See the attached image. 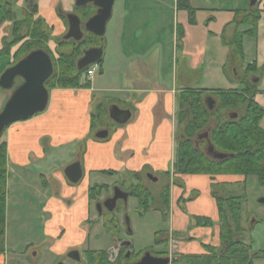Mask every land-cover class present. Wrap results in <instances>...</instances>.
<instances>
[{"label": "crops", "instance_id": "1", "mask_svg": "<svg viewBox=\"0 0 264 264\" xmlns=\"http://www.w3.org/2000/svg\"><path fill=\"white\" fill-rule=\"evenodd\" d=\"M241 1L244 4L245 0ZM51 2L37 0L35 18L65 41L68 26L54 10L58 0L54 6ZM173 5L176 7V0ZM254 6L260 19L256 36L244 39V64H253L259 70L264 68V0H256ZM138 8L129 0H114L109 19L113 23L110 31L113 51L100 49L99 75L96 72L87 80L81 79L80 86L87 85L76 89H51L43 112L13 123L0 136V145L6 149V207L10 192L19 190L25 196L24 189L33 191L35 199H40L41 229L44 240L47 239L43 249L54 260L64 258L69 248L88 240L89 233L81 226L89 223L88 190L92 183L110 186L99 181L128 176L149 182L148 175L156 178L155 183L162 180L165 186L169 182V210L163 222L168 232H162L168 237V247L174 244L176 257L201 256L206 254L204 246L220 247L213 187H243L246 183L237 176L172 174L178 136L177 96L187 89L232 91L240 87L238 77L242 67L225 72L228 49L221 43V34L233 21L235 12L243 8L238 9L237 5L235 9H214L201 17L197 11L194 24H190L185 11L177 10L176 35L164 39L145 36L147 26L132 14ZM72 9L75 11V0H71L67 12ZM138 30L144 32L136 36ZM14 52H10L12 56ZM50 56L57 58V54ZM255 79L253 101L264 110V73ZM12 93L0 94L1 108ZM96 100H99L96 111L101 116L106 102L108 110L116 106L129 111V121L122 126L113 123L116 125L113 129L103 124L96 127L97 120L91 111ZM261 126L264 129V117ZM100 131H107L105 139L96 138ZM203 135L197 138L198 142L206 140ZM75 162L82 170L81 184L77 187L65 175L67 165ZM175 179L181 181V187L172 183ZM39 185L40 188L35 187ZM192 217L207 219L212 226H193ZM175 235L180 238L175 239ZM41 250L34 252L33 258H40ZM9 254L4 241L0 264L19 259Z\"/></svg>", "mask_w": 264, "mask_h": 264}, {"label": "trees", "instance_id": "2", "mask_svg": "<svg viewBox=\"0 0 264 264\" xmlns=\"http://www.w3.org/2000/svg\"><path fill=\"white\" fill-rule=\"evenodd\" d=\"M176 9L188 14L190 24L195 23L197 10L189 0H176ZM96 9L92 5L75 8L76 14L82 23L95 15ZM2 13V14H1ZM36 3L27 1L23 8V18L15 19L7 0H0V24L7 21L11 40L0 49V56L10 55L12 48L15 65L30 52L48 41L46 28L40 19H36ZM260 14L254 7L235 12L233 21L225 26L221 34V43L228 49L225 72L242 67L238 77L239 88L232 91H182L176 98V124L178 136L175 139L173 151V176L205 175L237 176L247 180L255 178L257 185L264 187V129L261 121L264 110L254 101L256 93L252 80L259 70L253 64H244V39L256 36ZM210 20H208L209 22ZM102 39V38H99ZM98 37L88 35L80 42L60 40L57 44V58L50 56L53 73L45 82L47 91L51 89H76L80 86L83 73L87 68L78 70L77 61L83 56V50L97 47ZM98 48V47H97ZM69 51L67 52V50ZM237 71V70H236ZM233 75V74H232ZM211 98L214 107L209 110L205 100ZM236 115V118H232ZM110 122L107 112L93 115V119ZM206 134V140L197 142V138ZM211 147L216 154L226 156L223 160H215L208 156L207 149ZM137 185L130 186L129 197L136 200L141 212H158L165 222L169 210L170 183L163 186L154 196L147 186L137 180ZM174 185L182 186L181 181L173 180ZM216 186V185H215ZM218 187V185L216 186ZM211 192L216 200L219 220L220 247L212 249L204 246L205 255L177 257L174 264H252L254 259L264 258V250L252 251V246L241 240L242 227L241 197H221L214 189ZM108 186H93L88 190L89 203L98 201L100 195ZM5 213H6V149L0 145V253L4 252L5 240ZM108 225L117 226L115 217ZM191 225L211 227L212 222L198 217L191 218ZM109 229L106 227V231ZM163 232H158L160 236ZM168 245V237L164 236ZM161 241L157 239L155 245ZM90 264H124L122 256L110 262L106 251L87 252Z\"/></svg>", "mask_w": 264, "mask_h": 264}, {"label": "rangeland", "instance_id": "3", "mask_svg": "<svg viewBox=\"0 0 264 264\" xmlns=\"http://www.w3.org/2000/svg\"><path fill=\"white\" fill-rule=\"evenodd\" d=\"M10 4V9L14 13L15 19L21 20L23 17V8L26 6L27 1H32L34 3L37 0H7ZM50 0H46V3H49ZM57 0H52V6L56 3ZM130 3H135L139 6V10H134L132 14L135 17L140 18V21H143L144 25L147 27L146 32L143 30H138L136 36H139L142 32L145 33V36L151 37L154 35L160 36V39L171 38L175 34L176 22L179 19V13H177L176 7H174V0H129ZM241 0H190V4L194 7L201 16H207V11H212L214 9H235L238 5V9L245 10L250 4L251 0H245L244 4H241ZM71 4V0H58L57 6L54 10L58 17L62 18L66 23V16L68 14L74 13V10H71V13L67 12V7ZM254 9H257V6H253ZM127 11V10H126ZM203 12V13H201ZM2 14V13H1ZM111 19V18H110ZM8 22L4 21L0 24V49L4 47L5 43L11 40L10 29ZM175 24V26H174ZM107 30L103 37H98L97 40V49H102L105 52L110 48L111 51L113 43L111 41V28L112 21L109 20L106 24ZM46 28V27H45ZM48 34V41L46 44L38 47V50L44 51L50 55H56L57 49L55 50V45L60 40L59 36L53 34L51 29L46 28ZM102 38V39H99ZM134 46V44H133ZM16 49L12 48V52ZM69 49L67 50V52ZM86 50H83L85 52ZM56 52V53H55ZM83 57V56H82ZM13 57L12 54L0 56V76L3 72L13 66ZM97 75L98 69L96 70ZM95 72V73H96ZM264 68L259 69L258 74H263ZM82 79V77H81ZM180 78H178V83H180ZM19 85V79L15 80L14 86L12 89L3 91L0 90V94H9L14 90V87ZM9 100V99H8ZM7 100V101H8ZM99 100H96L91 106V111L94 114H98L96 111V106ZM7 103V102H6ZM6 103L1 108L0 113L4 109ZM104 112H108V103L104 104ZM108 114V113H107ZM96 127H101V124L104 126H109L113 129L116 127L115 124L110 123L104 116L102 120L96 119ZM1 138V137H0ZM198 142V141H197ZM71 165V164H70ZM69 165V166H70ZM68 167V165H67ZM106 178L99 181L100 183L119 187L122 190L126 191L130 186L137 185V181L134 177L128 176V178ZM156 179V178H154ZM115 182V184H114ZM146 182V184H145ZM81 184L79 182L73 187H77ZM142 184L147 186L154 196L159 193V190L164 186L162 180L158 182H148L145 179H142ZM95 186L94 183L90 187ZM40 188L41 186H35ZM230 187V188H228ZM19 190L10 192L11 197L6 207V223H5V242L6 247L9 248V256L12 254L19 257L17 261L7 262L6 264H44L43 261H46L45 264H53L54 261L58 263L62 260L67 264L66 258H56L51 257L43 248L46 245V240H44L42 234V217L40 212V199H35V196L32 194V190L24 189L25 196H22L23 192H18ZM216 193L221 197H241V217H242V227L245 232L242 233L241 240L252 246V251L264 250V205L259 204V200H264V187L258 186L255 178H248L243 187L226 186L222 188L215 189ZM106 194H110V190L105 191ZM104 194V192L102 193ZM103 196L101 195L100 198ZM93 204L90 205V216L89 222H92L93 227L87 223H83L81 226L82 230H85L88 234V240L84 244L77 246V251L80 252L81 261H85L83 252L85 250H103L106 251L112 246H114V240H121L123 242L130 243V249L133 254L127 261L136 262L143 254L147 252L155 253L161 252L162 247L155 245V241L159 239L162 241V238L166 236L165 233H162L160 236L156 235L159 231H167V226L163 223L160 214L158 212H147L146 214L139 215L141 212L138 208L136 200L132 197H129L125 209L122 212L118 213V219L123 220L124 217L127 218L129 222L128 230L124 227H121L119 232L110 231L107 232L101 225L103 218L101 220H95V207ZM121 208V207H120ZM122 209V208H121ZM123 215L121 216V214ZM120 215V216H119ZM117 216V215H116ZM91 220V221H90ZM94 221V222H93ZM253 221L256 223L252 226ZM129 231V232H128ZM168 232V231H167ZM115 233V234H114ZM96 236V237H95ZM175 239H179L180 236L175 235ZM43 249L44 251H42ZM40 251V258H33V253ZM170 247H168V255L171 254ZM25 251V256L22 254ZM20 255V256H19ZM252 264H264V258L254 259Z\"/></svg>", "mask_w": 264, "mask_h": 264}, {"label": "water", "instance_id": "4", "mask_svg": "<svg viewBox=\"0 0 264 264\" xmlns=\"http://www.w3.org/2000/svg\"><path fill=\"white\" fill-rule=\"evenodd\" d=\"M113 3L114 0H75V8L92 5L97 9L95 15L84 22L83 26L86 32L95 37L104 36L106 24L111 17ZM255 4L256 0H251L250 6H254ZM66 19L68 30L64 40L80 42L83 38L80 18L76 14H68ZM100 57V49L90 48L86 50L83 52V57L77 61V69L82 70L92 64L98 63ZM52 73L53 65L51 58L41 50L30 52L15 65L3 72L0 76V90L7 91L12 89L16 79H19L20 83L14 87L12 95L0 113V136L5 128L13 123L28 120L45 110L48 101V91L44 84L51 77ZM252 82L255 83L257 80L253 79ZM205 105L209 110H212L214 101L211 98H207ZM108 117L116 125L122 126L129 121L130 113L129 111L120 110L116 106H111L108 110ZM232 118H236V115H232ZM106 137L107 131H100L96 134L97 139H105ZM203 137L206 138V134ZM207 154L215 160H223L226 158L224 155L214 153L211 147L207 149ZM65 175L70 184H77L82 178L80 164L75 162L68 166L65 170ZM147 177L153 182L156 181L150 175ZM119 199H122L126 204L128 196L116 189L114 190V196L104 204L107 210L110 212L113 211ZM258 203L264 205V200H259ZM126 222L129 224L127 219ZM122 246L129 247L130 243L126 242ZM75 254L77 257L78 253L75 252ZM135 264H170V259L155 258L150 253H145Z\"/></svg>", "mask_w": 264, "mask_h": 264}, {"label": "flooded vegetation", "instance_id": "5", "mask_svg": "<svg viewBox=\"0 0 264 264\" xmlns=\"http://www.w3.org/2000/svg\"><path fill=\"white\" fill-rule=\"evenodd\" d=\"M96 9V8H95ZM97 10V9H96ZM96 13V11H95ZM67 24V22H66ZM84 23L81 24V31L83 33V38L84 39L85 37H87L90 33L86 32L85 29H84ZM67 34V32H66ZM92 35V34H90ZM65 37V36H64ZM73 41V40H72ZM94 48V47H93ZM90 49V48H89ZM88 50V49H86ZM150 182H152L150 180ZM155 183V182H154ZM130 188V187H129ZM129 188L124 191L122 190L121 188L119 187H108L107 190H110V194H106L105 191L107 190H104V194H101L103 197H99L98 201L94 202L93 204V208L95 207V220H101L103 218V221L101 223L102 227L106 230V227L109 229L107 232H110V231H115V232H119L120 228L121 227H124L128 230V227H129V224H127L126 222V217H124L123 220L120 221V219H118V213L119 212H122L123 209H125V206L126 204L123 202L122 199H119L117 202H116V206H115V209L113 211H108L107 208L105 207V203L108 202L113 196H114V190L118 189L120 190L122 193L126 194L129 198ZM128 200V199H127ZM109 205V204H108ZM122 209H121V208ZM122 210V211H121ZM117 215V216H116ZM123 215V213L121 214V216ZM118 217L117 218V221H118V225L117 226H113L112 224L111 225H108L107 223L112 221L115 217ZM120 216V215H119ZM91 221V220H90ZM128 221V220H127ZM94 222V221H93ZM91 227H93V225L95 224H92V222H89L88 223ZM129 232V231H128ZM115 234V233H114ZM96 237V236H95ZM5 241V240H4ZM165 241V238H162V241L161 243L158 245L160 248L162 247V251L161 252H155V253H151V252H147V253H150L153 257L155 258H168L170 257V264H174L177 257L175 254H172V255H168V245H166L165 243H163ZM114 246H112L111 248H109L108 250H106L107 252V255H108V260L110 262H114L116 261L120 256H122L123 258V263L124 264H135L137 263L142 257H140L136 262H127L129 260V258L131 256H133L132 252H131V249H130V246L129 247H124L122 246L124 243L126 242H123L121 240H114ZM77 247H73V248H69L67 250V254L65 255L64 258L67 259V264H90V257L92 256H87V252H101L103 250H85L83 252V255H84V259L85 261H81V256H80V252L76 250ZM75 252L78 253V256L76 257V254ZM163 253V254H162ZM144 255V254H143ZM59 263H62V264H66L64 260H62L61 262L59 261L57 264Z\"/></svg>", "mask_w": 264, "mask_h": 264}, {"label": "built area", "instance_id": "6", "mask_svg": "<svg viewBox=\"0 0 264 264\" xmlns=\"http://www.w3.org/2000/svg\"><path fill=\"white\" fill-rule=\"evenodd\" d=\"M99 68V65L97 64V63H95V64H92L91 66H89L88 68H87V70L83 73V75H82V80H87V79H89L90 77H92L94 74H95V72H96V70ZM175 249V246H174V244H171L170 245V251H171V254L170 255H172L173 253H174V250Z\"/></svg>", "mask_w": 264, "mask_h": 264}, {"label": "bare ground", "instance_id": "7", "mask_svg": "<svg viewBox=\"0 0 264 264\" xmlns=\"http://www.w3.org/2000/svg\"><path fill=\"white\" fill-rule=\"evenodd\" d=\"M115 217V216H114ZM163 254V253H162Z\"/></svg>", "mask_w": 264, "mask_h": 264}]
</instances>
